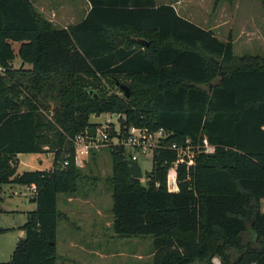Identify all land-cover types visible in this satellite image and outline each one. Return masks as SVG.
I'll use <instances>...</instances> for the list:
<instances>
[{
	"label": "trees",
	"instance_id": "1",
	"mask_svg": "<svg viewBox=\"0 0 264 264\" xmlns=\"http://www.w3.org/2000/svg\"><path fill=\"white\" fill-rule=\"evenodd\" d=\"M92 1L81 22L57 28L33 0H0V186L34 185L36 202L0 264H56L58 219L67 217L57 196L83 179L73 139L103 113L118 114L122 129L164 127L165 145L206 136L216 146L177 169L166 146L148 184L132 176L127 149L110 146L116 234L153 236L154 264H264V57L236 56L232 37L172 4ZM50 152V169L18 172V154Z\"/></svg>",
	"mask_w": 264,
	"mask_h": 264
},
{
	"label": "rangeland",
	"instance_id": "2",
	"mask_svg": "<svg viewBox=\"0 0 264 264\" xmlns=\"http://www.w3.org/2000/svg\"><path fill=\"white\" fill-rule=\"evenodd\" d=\"M173 3L178 13L211 29L223 40L232 37L236 56L264 57V3L263 0H160ZM16 53L19 44H13ZM18 56L13 65L18 67ZM116 90V89H114ZM92 123L113 124L119 127V116L103 113L90 116ZM54 152L20 153L18 172L50 169ZM18 159V160H19ZM40 160L43 163H40ZM143 171L141 184H148L153 166L152 156L140 157ZM81 167L83 179L78 185L79 200L65 204L66 193L57 196V208L69 217L58 219L56 264H154L156 247L151 235L120 236L113 227V197L109 178L113 174L111 147L101 146L92 150ZM0 261L11 260L18 242L25 237L23 228L30 210L33 191L28 185L4 184L0 186ZM32 205V204H31ZM264 206V202H263ZM262 206V208H263ZM76 246H70V237ZM174 248V247H172ZM220 264L218 256L213 257ZM200 260L197 264H204Z\"/></svg>",
	"mask_w": 264,
	"mask_h": 264
},
{
	"label": "built area",
	"instance_id": "3",
	"mask_svg": "<svg viewBox=\"0 0 264 264\" xmlns=\"http://www.w3.org/2000/svg\"><path fill=\"white\" fill-rule=\"evenodd\" d=\"M6 71V67L0 64V75L5 74ZM116 115L118 116V114ZM113 127V134L110 131L112 128L111 124H100L95 127V135H91L90 131L86 129L85 132L78 134L73 139L75 162L78 166H83L92 150L101 146L124 147L127 149L130 161L138 162L140 157L147 158V156H152V160H154L155 155L160 150L169 146L178 154V159L172 163L174 169H177L181 160H187L188 163H192L193 157L198 151L210 154L216 150V146L211 144L206 136L197 145H194L189 138L183 144L173 142L165 145V139L170 133L164 127L153 128L147 124H130L125 129H122L120 125L119 127L113 125ZM64 163L67 165L68 160H65ZM32 186L35 189V186Z\"/></svg>",
	"mask_w": 264,
	"mask_h": 264
},
{
	"label": "crops",
	"instance_id": "4",
	"mask_svg": "<svg viewBox=\"0 0 264 264\" xmlns=\"http://www.w3.org/2000/svg\"><path fill=\"white\" fill-rule=\"evenodd\" d=\"M155 1L157 5L166 4L160 0H155ZM33 4L38 9V11L57 28H68L70 25L81 22L89 14L91 8L93 7L92 0H33ZM170 4L174 5L173 3ZM15 43H18L20 46L19 42H15ZM20 162L21 161L19 159V163ZM40 163H43V161L40 160ZM40 170H45V169H40ZM29 187L33 191L32 198H30L31 202H28V205L32 206L30 207L29 210L31 211L36 209V202L34 201L35 189L33 188V186H29ZM79 199L80 198L77 192L74 194H66L64 203L71 205L74 201H78ZM66 216L67 217L65 219L69 217L67 214ZM73 237L74 236H71L69 238L70 239L69 241L70 243H72V245L70 246L74 247L76 246L75 244L77 241L75 242L73 240Z\"/></svg>",
	"mask_w": 264,
	"mask_h": 264
},
{
	"label": "water",
	"instance_id": "5",
	"mask_svg": "<svg viewBox=\"0 0 264 264\" xmlns=\"http://www.w3.org/2000/svg\"><path fill=\"white\" fill-rule=\"evenodd\" d=\"M117 84L119 85L124 95L127 97H130L131 92H130L129 86L124 83H119L118 81H117ZM96 116H99V115L96 114ZM88 130L90 131L91 135H95V131H96L95 127H89ZM130 170L134 178L141 179L143 177L142 167L138 161H130Z\"/></svg>",
	"mask_w": 264,
	"mask_h": 264
}]
</instances>
